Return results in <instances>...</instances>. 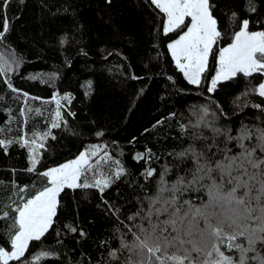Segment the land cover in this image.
Returning a JSON list of instances; mask_svg holds the SVG:
<instances>
[{
	"label": "trees",
	"instance_id": "1",
	"mask_svg": "<svg viewBox=\"0 0 264 264\" xmlns=\"http://www.w3.org/2000/svg\"><path fill=\"white\" fill-rule=\"evenodd\" d=\"M209 3L221 37L197 86L176 68L168 49L187 28L165 35L164 15L150 0H10L6 7L0 0V31L5 18L9 24L0 40V58L13 63L11 71L0 76V128L5 129L0 138L49 133L33 173L26 171L31 166L27 148L13 144L7 152L0 149V246L11 250L6 235L11 218H3V212L15 215L13 209L50 186L40 173L94 145L104 147L111 157L101 161V152L91 157L96 172L110 175L115 161L124 169L103 192L61 191L49 231L41 241L30 242L26 260L10 264H123L128 253L119 251L121 240L133 239L129 229L138 232L135 226L142 223L140 217L157 195L161 178L171 185L193 167L179 153L190 145L206 152L208 145H215L214 159L223 158L217 149L236 155L241 148L228 137L247 129L253 135L244 141L245 147L264 158L257 139V130H264V98L253 91L264 76L237 74L208 92L219 51L232 42L240 21L249 20V31H264V0H252L255 11H248V0ZM233 12L235 21L230 20ZM185 23L190 25L188 19ZM9 78L18 92L4 83ZM53 94L61 105L58 128L51 127L57 109ZM137 154L144 158L136 159ZM147 169L154 170L152 177L144 174ZM86 176L92 183L94 172ZM21 187L25 191L20 192ZM202 199L204 193L191 191L183 193L181 202L199 204ZM41 251L49 256L36 261ZM113 251L117 259L110 256Z\"/></svg>",
	"mask_w": 264,
	"mask_h": 264
},
{
	"label": "snow or ice",
	"instance_id": "2",
	"mask_svg": "<svg viewBox=\"0 0 264 264\" xmlns=\"http://www.w3.org/2000/svg\"><path fill=\"white\" fill-rule=\"evenodd\" d=\"M9 2L4 0V6ZM20 2L23 3V0ZM150 2L164 15L165 35L182 27L187 28L178 39L168 44V49L176 68L183 73L188 83L200 85L213 45L221 37L209 0ZM248 11H255L252 0H248ZM236 16L233 12L230 20L235 21ZM186 17L191 18L190 25L185 23ZM249 23L247 19L240 21L239 30L234 32L232 42L220 49L218 67L208 92H214L218 84L233 79L237 74L252 77L254 73H260L264 76V31H249ZM8 30L9 24L5 18L0 40ZM60 42L64 44L66 38L62 37ZM9 71L11 66L8 62L0 60V76ZM4 83L13 92L19 91L12 86L10 78ZM253 91L264 98V82L259 83ZM63 99L70 97L65 96ZM53 100L56 101L57 109L51 127L58 128L62 121L61 105L55 94ZM254 107L260 108L261 105ZM24 111L21 110V115ZM181 128L184 126L181 125ZM4 131L0 128V133ZM214 131L221 134L219 129ZM257 132L261 150L264 151V130ZM48 135V132L40 135L33 132L31 138L23 135L14 140L0 138V149L7 152L13 144L27 148L31 166L26 171L33 173L36 171L39 152L44 148L43 141ZM252 135L250 130L242 129L239 136H229L228 140H236L241 151L229 155V149H217L223 151L222 159L213 158L216 153L211 148L215 145H208L207 152L190 145L179 153L182 159L190 160L193 167L185 176H178L171 185L161 178L157 195L150 199L146 214L140 217L142 223L135 226L138 232L129 229L133 239L121 240L119 251L128 253L123 264H264V158L256 157L254 149L245 147L244 141ZM200 138L194 136V139ZM97 149H100L99 145L91 146L88 151L80 152L75 159L40 173V176L47 178L50 186L44 187L13 209L15 215L3 212V218H11L6 233L11 250L0 246V264L27 259L25 253L30 242L41 241L53 225V218L57 214V198L65 188H98L103 192L124 174L119 161L114 162L116 169L110 175L96 172L89 160L98 155ZM135 158L144 157L137 154ZM104 160H111L106 151L101 157V161ZM101 161H97V168ZM89 171L94 172L92 183L87 182L86 174ZM144 174L152 177L154 170L147 169ZM19 191L23 192L25 188L21 187ZM191 191L204 193L206 199H202L199 204L191 200L181 202L183 193ZM70 230L76 231L74 227ZM81 235L84 233L81 232ZM232 253H238V256ZM48 256V252L41 251L35 260L40 261ZM110 256L117 259L115 251L110 252Z\"/></svg>",
	"mask_w": 264,
	"mask_h": 264
},
{
	"label": "rangeland",
	"instance_id": "3",
	"mask_svg": "<svg viewBox=\"0 0 264 264\" xmlns=\"http://www.w3.org/2000/svg\"><path fill=\"white\" fill-rule=\"evenodd\" d=\"M107 1H108V0H107ZM185 19H188L189 22L191 23V18H190V17H186ZM186 31H187V30H186ZM170 54H171V53H170ZM0 60L6 61V59H4V58H0ZM174 62H175V61H174ZM8 64L11 66V64H13V63L8 61ZM210 86H211V83H210ZM101 149H104V147H102V148H100L99 150H97V152H101V153L104 155L105 150L102 151ZM89 162H91V158H90ZM99 173H101V174L107 176V175H106L105 173H103V172H100V171H99ZM82 180H83V179H82ZM82 180H81V182H82ZM90 180H92V177H90Z\"/></svg>",
	"mask_w": 264,
	"mask_h": 264
}]
</instances>
